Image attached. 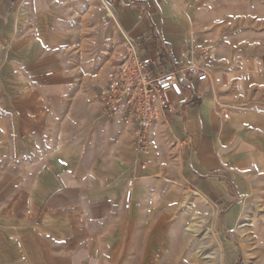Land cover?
<instances>
[{
  "label": "crops",
  "instance_id": "obj_1",
  "mask_svg": "<svg viewBox=\"0 0 264 264\" xmlns=\"http://www.w3.org/2000/svg\"><path fill=\"white\" fill-rule=\"evenodd\" d=\"M198 1L0 0V264H105L122 240L132 260L137 230L169 196L195 194L230 225L264 183V60L211 59ZM93 33L112 35L118 59L128 40L161 44L207 73L194 105L152 125L147 155L80 101L87 76L72 59L86 64Z\"/></svg>",
  "mask_w": 264,
  "mask_h": 264
},
{
  "label": "rangeland",
  "instance_id": "obj_2",
  "mask_svg": "<svg viewBox=\"0 0 264 264\" xmlns=\"http://www.w3.org/2000/svg\"><path fill=\"white\" fill-rule=\"evenodd\" d=\"M198 4L200 32L208 38L211 59L236 65L264 60V0H199ZM111 37L110 33L103 39L90 34L92 49L84 52L86 64L78 53L72 59V73L87 76L80 101L93 112L100 107L106 75L120 57H115ZM243 84L249 85L247 80ZM242 91L254 94V89ZM175 199L169 196L166 210L152 209L148 226L137 230L136 242L131 244L135 259H128L129 244L122 240L105 264H264V183L241 211L231 213L230 225L224 221L225 212L195 194Z\"/></svg>",
  "mask_w": 264,
  "mask_h": 264
},
{
  "label": "built area",
  "instance_id": "obj_3",
  "mask_svg": "<svg viewBox=\"0 0 264 264\" xmlns=\"http://www.w3.org/2000/svg\"><path fill=\"white\" fill-rule=\"evenodd\" d=\"M207 80L195 63L178 64L161 44L154 51L140 50L128 40L125 52L107 73L99 97L101 115L118 120L132 136L137 155L149 152L148 133L159 117L194 105L195 84ZM225 117L227 115H224ZM133 180L127 182L124 209H129Z\"/></svg>",
  "mask_w": 264,
  "mask_h": 264
}]
</instances>
